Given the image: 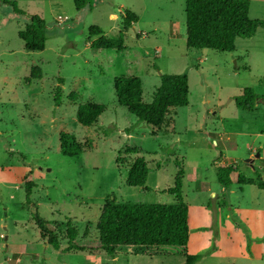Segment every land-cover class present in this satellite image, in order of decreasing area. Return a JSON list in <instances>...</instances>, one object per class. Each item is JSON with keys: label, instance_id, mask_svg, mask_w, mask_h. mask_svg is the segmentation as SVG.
Wrapping results in <instances>:
<instances>
[{"label": "rangeland", "instance_id": "rangeland-1", "mask_svg": "<svg viewBox=\"0 0 264 264\" xmlns=\"http://www.w3.org/2000/svg\"><path fill=\"white\" fill-rule=\"evenodd\" d=\"M14 1L25 14L0 2V264H184L178 248L169 247L55 250L35 223L37 215L55 224L61 248L68 222L79 239L93 240L110 198L173 203L168 189L179 169L187 252L202 256L195 264H264V190L237 180L240 173L264 181V29L236 39L233 51L194 49L185 44V0H91L78 10L74 0ZM122 8L137 16L123 30L124 49L91 48L99 36L90 37L89 27L116 37ZM32 14L46 24L42 51H25L18 37ZM248 16L264 20V0H249ZM34 66L40 79L31 77ZM181 73L188 77L189 102L170 108L158 129L116 102L115 76H138L142 101L149 103L161 74ZM248 87L260 98L252 111L237 109L233 97ZM87 101L105 109L93 125L82 126L75 111ZM62 131L84 145L80 155H61ZM137 156L148 167L147 190L126 185ZM230 163L238 168L224 188L216 168Z\"/></svg>", "mask_w": 264, "mask_h": 264}, {"label": "trees", "instance_id": "trees-1", "mask_svg": "<svg viewBox=\"0 0 264 264\" xmlns=\"http://www.w3.org/2000/svg\"><path fill=\"white\" fill-rule=\"evenodd\" d=\"M1 3L11 6L14 12L25 14L17 7L14 0H0ZM76 9L88 5L91 0H74ZM249 0H185V44L187 48L211 49L215 51H233L238 38H250L256 29H264L263 19H251L248 16ZM137 22V16L128 9L121 12L122 31L116 37H106L98 26H90L89 36L99 37L90 41L94 49H116L122 51L123 30ZM18 37L23 42L25 51H42L46 42L45 21L36 14L28 15V22L23 30L18 32ZM32 79H40V68L34 66L31 70ZM62 83V79H58ZM141 79L135 75H119L113 78V91L116 102L124 106L134 115L137 121L150 127L160 128L165 121L170 108L186 106L189 102L188 77L186 73L161 74L160 83L155 88L152 100L149 103L142 101ZM264 85V80H262ZM260 98L251 87L244 88L240 95L233 97L237 109L252 111L256 100ZM264 102V96L261 97ZM54 105L61 102V89L56 86L53 95ZM101 103L87 101L80 103L75 111V118L82 126H91L98 116L104 111ZM90 147L91 144L88 143ZM60 153L66 157H76L84 150L73 133H59ZM126 153L135 152L126 148ZM237 165L230 163L219 165L216 168L217 182L224 188L231 184L230 174L237 171ZM148 167L142 156L134 158L128 166L126 185L141 187L147 190L145 182ZM182 169H179L174 186L169 188L173 196V203H132L119 202L110 198L101 210L97 222L98 235L93 240L78 238V232L69 222L63 233L65 246L61 248L58 230L55 224L49 223L37 215L35 223L40 230V235L46 238V243L55 250L69 251H103L113 254L121 247L127 248H178L184 257V264H195L201 259L200 254L187 252L189 228L188 207L184 201L182 188ZM240 183L255 184L264 190V181L259 175L256 179H245L240 173L237 175ZM27 195L32 192L34 183L25 182Z\"/></svg>", "mask_w": 264, "mask_h": 264}, {"label": "crops", "instance_id": "crops-1", "mask_svg": "<svg viewBox=\"0 0 264 264\" xmlns=\"http://www.w3.org/2000/svg\"><path fill=\"white\" fill-rule=\"evenodd\" d=\"M124 8L121 9V12ZM110 17L114 18L115 17V14H111ZM233 173V172H232Z\"/></svg>", "mask_w": 264, "mask_h": 264}]
</instances>
